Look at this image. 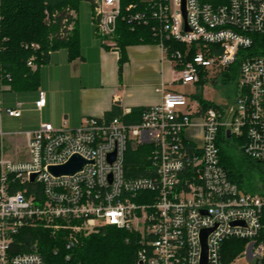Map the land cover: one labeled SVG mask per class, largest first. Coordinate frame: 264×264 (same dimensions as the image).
Instances as JSON below:
<instances>
[{"label":"built area","instance_id":"1","mask_svg":"<svg viewBox=\"0 0 264 264\" xmlns=\"http://www.w3.org/2000/svg\"><path fill=\"white\" fill-rule=\"evenodd\" d=\"M146 4L144 11L127 7L129 22L152 20L164 52V40L185 45V52L172 55L180 87L196 85L209 68L222 72L237 64L236 109L224 122L222 112L199 113L183 92L161 89L160 103L144 108L136 124L125 123L130 111L120 109V117H90L76 127L40 123L34 130L0 133V264H44L34 250L12 252L25 229L90 233L100 226L138 236L135 264H201L203 230L209 231L204 264H222L221 246L231 239L244 240L241 255L260 264L264 196L230 182L219 145L232 138L246 158L264 166V0ZM91 9L97 36L111 39L120 0H93ZM68 14L71 21L62 20L67 33L76 20L74 12ZM4 86L0 77V112L18 118L19 105L1 107ZM44 105L39 91L35 109ZM4 135L24 136V158L3 153ZM136 146H148V176L132 178L124 171L125 152ZM73 156L86 162L80 171L49 173Z\"/></svg>","mask_w":264,"mask_h":264},{"label":"trees","instance_id":"2","mask_svg":"<svg viewBox=\"0 0 264 264\" xmlns=\"http://www.w3.org/2000/svg\"><path fill=\"white\" fill-rule=\"evenodd\" d=\"M82 1L92 7L93 0H0V77L9 90H37L38 70L47 63L51 52L65 48L68 60H73L79 55L76 27L74 25L73 30L67 33L62 20L67 17L70 22L69 9L77 12ZM129 6H133L132 11L137 12L144 11L147 4L141 0H120V15L111 38L119 52V65L126 60L127 46L159 43L153 31L152 20H148L146 24L129 22L130 12L126 10ZM162 46L171 63L174 52L186 51L185 45L171 39L164 40ZM194 50L195 48L191 47L189 53ZM29 60L31 66L27 65ZM232 69L236 70L237 64H234ZM5 75L8 76L7 79ZM202 83L203 76H200L196 84L198 90L192 97L198 104V112L204 113L208 109L222 112L203 99L202 91H199ZM143 110L144 108L134 109L122 119L127 124H136ZM120 115V108L114 105L104 117L112 119ZM234 143V139L230 138L219 145L220 164L226 170L230 182L245 192H258L264 196V166L246 158L241 151V155L236 156L233 153ZM147 151L148 146L127 148L124 155V171L127 175L132 178L149 175L151 164ZM252 174L258 175L257 181ZM138 239L135 233L114 226H100L90 233L82 234L41 228L25 229L16 236L12 252L34 250L41 256L44 264H135L140 249ZM245 244L244 240L224 241L220 253L222 264H228L239 256ZM260 264H264V255Z\"/></svg>","mask_w":264,"mask_h":264},{"label":"crops","instance_id":"3","mask_svg":"<svg viewBox=\"0 0 264 264\" xmlns=\"http://www.w3.org/2000/svg\"><path fill=\"white\" fill-rule=\"evenodd\" d=\"M74 25L79 45L76 58L68 60L65 48L51 52L38 70L35 91L14 92L4 86L1 107L15 109L19 105L20 116L11 118L0 112V133L34 130L40 123L58 127L65 122L76 127L84 119L103 117L114 105L130 112L157 105L161 89L182 92L176 70L158 44L127 46L126 60L119 65V52L111 39L98 37L93 26ZM39 91L45 94V105L36 110ZM4 137H8L6 146ZM1 145L7 157L24 158L23 135H4Z\"/></svg>","mask_w":264,"mask_h":264},{"label":"rangeland","instance_id":"4","mask_svg":"<svg viewBox=\"0 0 264 264\" xmlns=\"http://www.w3.org/2000/svg\"><path fill=\"white\" fill-rule=\"evenodd\" d=\"M146 1V0H141ZM69 11H72L69 9ZM77 17L78 27L81 25L82 28L85 26H93L92 25V9L90 5L82 1L77 8V13L74 12ZM236 72L234 69H229L228 71H220L214 68H209L206 71V74L203 76V83L202 87L199 91H202V97L205 101L209 102L210 104L214 105L216 108L220 109L223 113L222 121H228L230 119L231 114L236 109V99H235V83H236ZM198 87L197 85L187 86V87H180V91H182L188 100H192L193 95L197 92ZM200 91V92H201ZM199 109V108H198ZM8 141V137H4L3 145L6 146ZM233 153L238 156L240 154L239 147L237 143H234ZM255 177V181L258 180V175L252 174ZM258 193V192H254ZM259 194V193H258ZM73 233H81L73 231ZM264 240V239H263ZM228 264H254L250 263L246 260L244 256L241 254L233 259Z\"/></svg>","mask_w":264,"mask_h":264},{"label":"water","instance_id":"5","mask_svg":"<svg viewBox=\"0 0 264 264\" xmlns=\"http://www.w3.org/2000/svg\"><path fill=\"white\" fill-rule=\"evenodd\" d=\"M186 28V27H185ZM227 138H229V133H227ZM86 162L78 156H73L69 159V161L59 167H50L48 168L49 173L54 176L59 175H72L78 171H80ZM209 233L208 230H203L201 232V246H202V253H201V264H204L205 257H206V247H205V240L206 236Z\"/></svg>","mask_w":264,"mask_h":264}]
</instances>
